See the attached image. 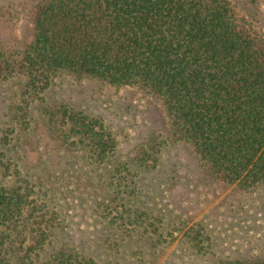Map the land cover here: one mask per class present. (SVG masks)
I'll return each instance as SVG.
<instances>
[{
    "label": "rangeland",
    "instance_id": "374dc122",
    "mask_svg": "<svg viewBox=\"0 0 264 264\" xmlns=\"http://www.w3.org/2000/svg\"><path fill=\"white\" fill-rule=\"evenodd\" d=\"M40 1L0 0V195L20 200L0 206V264H60V252L71 264L264 261V183L217 180L171 138L158 102L69 73L34 88L6 68L22 61ZM231 2L264 34V0ZM76 113L111 134L103 162L73 134Z\"/></svg>",
    "mask_w": 264,
    "mask_h": 264
},
{
    "label": "trees",
    "instance_id": "16d2710c",
    "mask_svg": "<svg viewBox=\"0 0 264 264\" xmlns=\"http://www.w3.org/2000/svg\"><path fill=\"white\" fill-rule=\"evenodd\" d=\"M32 31L19 66L4 65L34 88L67 73L135 88L217 180L264 183V34L231 0H41ZM71 130L95 161L108 157L113 138L100 121L76 113ZM14 204L0 195V206Z\"/></svg>",
    "mask_w": 264,
    "mask_h": 264
}]
</instances>
